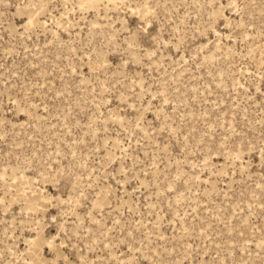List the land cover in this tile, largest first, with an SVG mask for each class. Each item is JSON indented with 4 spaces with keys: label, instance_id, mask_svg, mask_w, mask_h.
Segmentation results:
<instances>
[{
    "label": "rangeland",
    "instance_id": "rangeland-1",
    "mask_svg": "<svg viewBox=\"0 0 264 264\" xmlns=\"http://www.w3.org/2000/svg\"><path fill=\"white\" fill-rule=\"evenodd\" d=\"M0 264H264V0H0Z\"/></svg>",
    "mask_w": 264,
    "mask_h": 264
},
{
    "label": "bare ground",
    "instance_id": "bare-ground-1",
    "mask_svg": "<svg viewBox=\"0 0 264 264\" xmlns=\"http://www.w3.org/2000/svg\"><path fill=\"white\" fill-rule=\"evenodd\" d=\"M85 1H87L91 5H94V3H97L98 1L101 0H85ZM104 1H106L107 3L115 4L117 0H104Z\"/></svg>",
    "mask_w": 264,
    "mask_h": 264
}]
</instances>
